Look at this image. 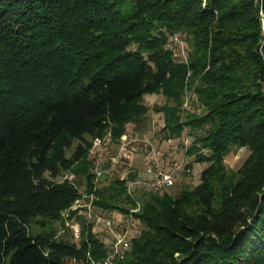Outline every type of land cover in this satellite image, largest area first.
<instances>
[{
	"label": "trees",
	"instance_id": "1",
	"mask_svg": "<svg viewBox=\"0 0 264 264\" xmlns=\"http://www.w3.org/2000/svg\"><path fill=\"white\" fill-rule=\"evenodd\" d=\"M262 11L264 0H0V264L109 255L84 221L80 242L58 236L79 195L58 178L90 186L93 138L118 144L158 93L161 138L189 129L187 155L208 165L177 195L131 192L138 173L98 190L100 210L141 204L131 215L144 227L119 264H264ZM176 33L188 61L169 47ZM188 89L201 114L184 115ZM244 147V164L228 168Z\"/></svg>",
	"mask_w": 264,
	"mask_h": 264
},
{
	"label": "built area",
	"instance_id": "2",
	"mask_svg": "<svg viewBox=\"0 0 264 264\" xmlns=\"http://www.w3.org/2000/svg\"><path fill=\"white\" fill-rule=\"evenodd\" d=\"M262 26L264 30V15L262 16ZM186 45L185 37L180 33L174 34L169 42V47L173 50L174 55L181 61H188ZM192 96L187 92L184 100V108L189 107ZM155 125L154 134L151 136L131 137L129 133H125L118 143L116 154H111V148L115 143L111 132L103 137L93 138L89 149L93 173L91 185L88 186L84 183L82 186H78L79 195L77 200L69 209L62 213L65 226L58 233V236L70 233L74 242H80L83 236L82 225L84 221L92 224L96 233V228L99 227L100 230L109 234L101 239L108 247L109 255L106 258L98 259L91 252L87 251L82 256H66L63 259L64 264H119V259L124 257L130 249L133 238L131 237V224L124 225L121 231H117V228L121 226V220L106 211L99 212L97 194L98 190L105 185L104 181L109 171L117 169L120 165L124 164L131 166L130 163L135 155L133 151L135 145L141 144L144 149L142 156L143 169L141 171L143 175H139L136 180L129 183L130 191L132 192L134 187L143 185L152 191H163L175 185V174L182 168L183 164L177 163L173 167L167 166L165 154L158 145L159 139L157 134L160 131V126L156 123ZM185 144L188 146L189 140H185ZM107 163L110 166L107 167ZM74 176L73 174H67L65 178L74 182ZM140 207L141 204L139 203L137 208L132 209L131 213L137 212ZM132 217L134 218L133 215Z\"/></svg>",
	"mask_w": 264,
	"mask_h": 264
},
{
	"label": "rangeland",
	"instance_id": "3",
	"mask_svg": "<svg viewBox=\"0 0 264 264\" xmlns=\"http://www.w3.org/2000/svg\"><path fill=\"white\" fill-rule=\"evenodd\" d=\"M261 15H264V12H261ZM187 43V42H186ZM189 48L188 45H186V53L188 54ZM182 55V53H180ZM182 57V56H181ZM180 57V58H181ZM188 94L193 95L190 101V105L187 108H184V115L186 116L188 112L190 113H198L201 114L202 110L199 107L197 103V99L195 97V94L192 92L191 89H188ZM145 104H147L151 109L147 117L143 120V122L140 124V128H135L136 130H139V132L144 134L145 136H150L152 134V128H154L155 123L161 127L162 124H164V113L157 111V107H162L167 102V98L164 94L158 93V94H146L144 99ZM173 103V102H172ZM156 121V122H155ZM155 131V130H153ZM150 134V135H149ZM143 135V136H144ZM159 136V135H158ZM161 137V136H160ZM172 141L166 140L165 148L167 146V151L165 152V160L168 167H173L177 163H182L183 166L180 170H178L175 174V185L172 188L164 189V191H168L174 195H177L180 193L181 189L184 186L187 185H197L200 183V175L202 170L208 165L206 163L201 164L198 162H195L194 157H189L186 153L187 147L184 144L185 140H189V144L194 140V135L191 134L190 130L188 129L186 133L180 138H173L170 139ZM165 142V140H163ZM78 144V142H75V146ZM74 146V147H75ZM116 146L111 148V154H116ZM72 149L69 150V154H71ZM250 154V150L246 147L236 149L234 152H232L227 158H226V166L230 169L237 170L240 168L245 160L248 158ZM192 163L191 168H186L187 165ZM107 167L110 166L109 163L106 165ZM191 169V171H190ZM139 169H136L133 166H130L129 164L120 165L117 169L111 170L107 173V178L105 179V185H109L117 176H120L121 178H128L130 177V174L133 173H139ZM190 171V172H189ZM73 174L74 173H69ZM140 175V174H139ZM75 182L82 186L83 182L81 179H79L76 175L74 176ZM65 177H59L58 180H63ZM137 188V192L140 194L143 193V189H149L147 186H140V187H134L133 189ZM99 212H103L105 210L98 209ZM132 211V210H131ZM106 212L111 213L112 215L118 217L119 220H121V226L117 228V231H121L124 228V225L131 224V237H135L138 235L141 230L143 229V225L140 223L139 220L136 218H133L132 215L127 214L121 210L115 209V210H106ZM132 214V213H131ZM64 227L62 226L60 221H57L55 223V229L57 232L62 231ZM36 231H38V227H35ZM98 237L100 239H103L106 237L107 233L100 230L99 227L96 228ZM60 237H65L68 239H72L70 233L63 234Z\"/></svg>",
	"mask_w": 264,
	"mask_h": 264
},
{
	"label": "crops",
	"instance_id": "4",
	"mask_svg": "<svg viewBox=\"0 0 264 264\" xmlns=\"http://www.w3.org/2000/svg\"><path fill=\"white\" fill-rule=\"evenodd\" d=\"M144 99H145V97H144ZM149 114V113H148ZM164 124H162L161 126H163ZM137 128H140V126H137L136 124H132V125H130L129 126V131H128V133H129V135L131 136V137H133V136H140V137H143V133L141 134L140 132H139V130H136ZM154 128H152V134L151 135H153L154 134ZM150 135V134H149ZM150 135V136H151ZM159 135V136H158ZM145 136V135H144ZM157 136H158V139H159V141H158V145H159V147H161V149L163 150V152H164V154H165V152L167 151V146H166V148H165V144L168 142H166V140H165V142L163 141L164 139H162L160 136V131H159V133L157 134ZM169 141H172V140H169ZM114 146H116L117 148H118V144L117 143H114L113 144V147ZM117 148H116V150H117ZM133 151L135 152V155L133 156V159H132V161H131V166H133V167H135L136 169H139V173L138 174H140V175H143V173L141 172L142 171V169H143V166H142V156H143V152H144V149L142 148V146H141V144H137V145H135L134 146V148H133ZM90 158H91V156H90ZM145 176V175H144ZM79 179H81L82 180V182H83V184L85 183V180L83 179V178H79Z\"/></svg>",
	"mask_w": 264,
	"mask_h": 264
}]
</instances>
